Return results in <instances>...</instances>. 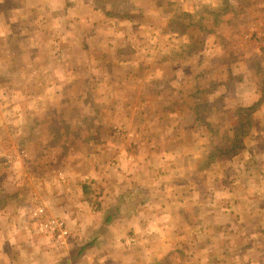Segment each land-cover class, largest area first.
I'll return each mask as SVG.
<instances>
[{
  "label": "crops",
  "instance_id": "1",
  "mask_svg": "<svg viewBox=\"0 0 264 264\" xmlns=\"http://www.w3.org/2000/svg\"><path fill=\"white\" fill-rule=\"evenodd\" d=\"M203 8L209 36L166 27ZM68 99L69 118L28 116ZM6 124L69 137L8 158L0 264H264V0H0ZM36 205L69 235L39 233Z\"/></svg>",
  "mask_w": 264,
  "mask_h": 264
},
{
  "label": "rangeland",
  "instance_id": "2",
  "mask_svg": "<svg viewBox=\"0 0 264 264\" xmlns=\"http://www.w3.org/2000/svg\"><path fill=\"white\" fill-rule=\"evenodd\" d=\"M160 3H163L166 5V0H159ZM154 4H159V3H154ZM162 7V6H161ZM152 8H155L154 6ZM170 8V6H169ZM164 10V8H162ZM201 14H197L195 16L196 19L193 17L189 16V14H184L183 16H179L178 18L169 21V24H166V27L169 28L168 30H171L173 28L174 32L178 33H183L178 25H180V19H185V23L188 24V20L190 21V24L186 26V35H188L191 38H204L208 35V31H215L214 28H208L207 23L210 20L215 19V14L211 13V10L208 8H203ZM203 15V20L202 22L197 21L200 16ZM135 19L137 20L136 22H139L142 24V27L146 29L145 24H153V26H158L166 22L167 20L166 17L163 15V12L161 9L154 11L153 13H137L134 14ZM165 17V19H163ZM190 17V18H189ZM196 20V22H194ZM249 20H242V23H248ZM144 34V33H142ZM209 36V35H208ZM202 41V39H201ZM58 108L57 109H51V110H43L39 114H29L28 116L33 117V118H40L41 120L48 119L50 117H63V118H69V99L66 100L65 102H58ZM68 106V107H67ZM7 116H9V113H7ZM62 123V122H61ZM25 129V136L18 137L16 134L18 132V126L17 125H0V138L3 137V139H0V180L2 179V173H5V166L10 164L9 162V157H13V155H17L16 152L20 153L21 155H25L26 152H33L37 153L38 155L40 154L43 144H48L49 145H54L56 141H42L41 138L43 136H50L49 134L52 132V128H56L55 132L58 131V133H63L64 135H67L69 137V126L68 125H41L40 127L36 125L29 124L27 126H24ZM40 128L41 132L45 131L44 135L38 136V131H35L36 128ZM123 127V126H122ZM121 127V128H122ZM46 129V130H44ZM123 129V128H122ZM121 129V136L122 137H127L125 134L126 131ZM21 136V135H20ZM37 137L39 140L37 141H32L31 139ZM59 143L60 148L66 150L68 146L66 147L67 144H69V140H63L57 142ZM26 151V152H25ZM67 151V150H66ZM6 154V155H5ZM9 155V156H8ZM26 158H30L26 157ZM34 158V157H33ZM32 158V159H33ZM31 160V159H30ZM32 185H29L27 188H31Z\"/></svg>",
  "mask_w": 264,
  "mask_h": 264
},
{
  "label": "built area",
  "instance_id": "3",
  "mask_svg": "<svg viewBox=\"0 0 264 264\" xmlns=\"http://www.w3.org/2000/svg\"><path fill=\"white\" fill-rule=\"evenodd\" d=\"M31 220L35 223L38 232L48 236L51 240L59 242L69 235L66 223L52 216L43 205H36L32 209Z\"/></svg>",
  "mask_w": 264,
  "mask_h": 264
},
{
  "label": "trees",
  "instance_id": "4",
  "mask_svg": "<svg viewBox=\"0 0 264 264\" xmlns=\"http://www.w3.org/2000/svg\"><path fill=\"white\" fill-rule=\"evenodd\" d=\"M124 195H126V194L121 195V199L124 198ZM129 197H131V199L133 201H136V202H133L132 205H130L129 204L130 202H122V201H120L119 203L114 205V208L111 209V212L107 213V215L105 217V223H108V224L112 223L113 220H114L113 217L115 215H117L119 212H124V211H126L127 208L133 209V207H136L138 205V202L140 201V199L138 197H136V199H134L133 196H129ZM92 243L93 242H89L85 246H83L81 248V250L79 251V253L82 252L85 248L89 247Z\"/></svg>",
  "mask_w": 264,
  "mask_h": 264
}]
</instances>
